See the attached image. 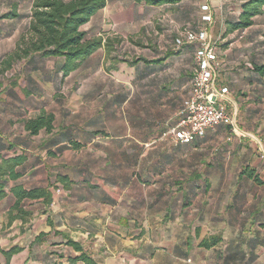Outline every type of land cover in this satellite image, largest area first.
Segmentation results:
<instances>
[{"label":"crops","instance_id":"crops-1","mask_svg":"<svg viewBox=\"0 0 264 264\" xmlns=\"http://www.w3.org/2000/svg\"><path fill=\"white\" fill-rule=\"evenodd\" d=\"M109 1L96 16L103 17L113 1L123 2ZM126 1L122 10H129L131 23H114L112 34L100 25L98 37L119 39L116 53L121 47L134 50L147 63L130 67L139 72L128 86L113 79L107 87L102 84L95 122L86 116L79 125L60 126L54 117L50 135L30 136L23 121L31 113H51L0 93V158L26 159L21 176L7 181L0 198V264H72L80 253L91 264H264V163L257 157L264 159V74L252 67L264 64V8L249 28L225 35L226 24L238 21L246 0H178L157 7ZM205 14L210 23L202 21ZM86 25L83 31H89ZM184 28L208 30L217 42V84L229 91L220 105L236 122L238 136L216 128L192 145H181L169 134L195 71V44L174 45ZM96 54L101 68L110 65L115 72L124 64L108 59L104 49ZM32 60L35 56L27 59ZM62 133L81 145L80 136H90L86 147H96V164L92 157L74 159L68 142L56 144ZM41 134L47 140L35 144ZM220 141L226 153L242 155L239 168L204 161L203 153ZM247 168L259 184L240 175ZM17 187L48 188L50 205L41 199L18 201L12 193ZM147 233L150 240L143 236ZM211 237L220 241L202 247Z\"/></svg>","mask_w":264,"mask_h":264},{"label":"trees","instance_id":"trees-1","mask_svg":"<svg viewBox=\"0 0 264 264\" xmlns=\"http://www.w3.org/2000/svg\"><path fill=\"white\" fill-rule=\"evenodd\" d=\"M135 1L137 3H143L146 6L157 7L165 4H174L178 0ZM106 4L107 0H32L26 33L18 42L13 54L8 56L2 64L0 63V74L9 70L16 59H28L34 55H38L42 58L62 59L59 72L62 77L65 78L77 71L100 49L105 50L108 59L119 61V63H124L129 67H135L141 62L146 64L147 62L141 58H135L134 60L122 59L119 54L123 52L124 48L121 47L122 49L120 48V51L116 53V46L118 47L121 43L119 39L110 37L103 39L101 36L94 37L90 35L89 31L82 30V27L104 9ZM263 8L264 0H246L241 6L238 21L226 24L225 35L235 31L242 32L249 28L253 23L254 17L262 14ZM16 17L17 15L12 12L4 15L2 19ZM184 30L191 29L184 28L181 30L178 38L174 40V45L177 48L182 47L183 41H185L182 37ZM177 40H181L180 45L176 44ZM195 46L197 49V44H195ZM169 56L170 54H168L167 57ZM160 61L161 60H157L153 63L158 64ZM252 67L254 72L264 74V64L259 66L253 65ZM138 72L139 71H137V74ZM181 118L182 116L179 115V121ZM23 124L25 131L28 132L30 136H37L42 131L50 135L55 130L54 116L45 112H40L34 118L23 121ZM177 124L173 128H175ZM219 129H224L231 133L230 127L220 126L218 127V130ZM203 138H205V136ZM74 139V137L71 138L62 133L60 135L58 134L54 141L56 144L66 141L73 150H78L81 144L74 141ZM202 139L195 140L190 144L181 145H192ZM25 161L26 159L24 156H16L7 159L0 158V198L5 196L4 190L7 181L16 180L21 176L18 170L23 167ZM240 175L247 176L256 184H259V180L255 176L253 170L248 168L244 169ZM58 181L65 188H68L66 178L60 177ZM12 193L16 196L18 201L41 199L45 207H48L51 203V195L48 192V188H34L26 191L17 187L12 190ZM219 241V237H211L203 241L201 246L208 249ZM67 244L71 245L75 250L80 251L75 243L68 241ZM13 252L14 251H11L6 256L10 257ZM77 261L91 264L89 258L84 253H80V255L72 261V264Z\"/></svg>","mask_w":264,"mask_h":264},{"label":"rangeland","instance_id":"rangeland-1","mask_svg":"<svg viewBox=\"0 0 264 264\" xmlns=\"http://www.w3.org/2000/svg\"><path fill=\"white\" fill-rule=\"evenodd\" d=\"M125 5H127L126 0H123V2L113 1V5H109L103 17L102 15L101 17L100 15L95 16L84 29L89 30L91 36L98 37V34L102 30L100 25L106 29H110V34L113 32L114 23L121 26L129 25L131 23L129 21V10H122ZM30 9L31 0H0V19L12 12L17 15L16 18L11 19L12 21L0 23V28L3 32V35H0L1 64L8 56L13 54L18 42L25 35L29 24ZM206 33L209 35L208 30H206ZM119 55L122 59L126 60H134L137 57L134 50L129 51L127 48ZM34 56L35 60H32L30 64L27 59H16L9 70L0 74V93L2 91L7 92V96L12 102L18 105H25V107L42 106L55 117L57 124L60 126L69 123L79 125L84 122L81 120L82 118H86V116H92L94 119L91 122H95L97 102H100L99 89L102 84H106L105 87H107V83L113 79L124 82L128 86L129 80L137 73L136 69L132 70L126 64L116 66L117 70L115 72L110 65L101 68L98 65L97 54H95L77 71L64 78L59 72L62 59L40 57L37 63L36 57L39 56ZM32 66L34 69H30ZM23 75H26L25 80H22ZM31 75L32 78L30 77ZM22 86H24V90ZM29 89L30 92L33 90V96H30L27 92ZM105 90L107 91V89ZM36 115L35 113H31L29 117L33 118ZM238 132L237 129L234 136H238ZM80 139L82 143L81 148L77 151L74 150L75 153L72 154L73 158L92 157L93 161L91 163L94 162L96 164V158L100 156L97 154L96 145H94L95 148L86 147V142L91 139L90 136H80ZM46 140L47 137L41 134L35 138V144H42ZM227 151V145L220 141L203 153L205 157L204 161L214 163H224L227 161L229 164L233 163L234 167L239 168L242 155L236 152L229 154L226 153ZM70 156V154H67L66 158H70ZM257 157L260 162L264 163V159H261L259 156ZM87 162L90 163L89 161ZM236 172V169L230 171L229 176L235 175ZM217 187L220 188L221 185L219 184ZM143 236L146 237L145 239L150 240L153 235L147 233Z\"/></svg>","mask_w":264,"mask_h":264},{"label":"built area","instance_id":"built-area-1","mask_svg":"<svg viewBox=\"0 0 264 264\" xmlns=\"http://www.w3.org/2000/svg\"><path fill=\"white\" fill-rule=\"evenodd\" d=\"M202 11H207L203 6ZM202 21L211 22V16L205 14ZM182 37L189 43L197 44L194 54L195 71L191 81L190 94L183 103L182 116L177 126L169 131L176 144H190L202 139L207 131L220 126L230 127L231 135L236 133V122L220 104L225 101L229 91L217 84L220 63L218 45L210 38L206 30L195 32L184 30ZM177 45L181 40L176 41Z\"/></svg>","mask_w":264,"mask_h":264}]
</instances>
